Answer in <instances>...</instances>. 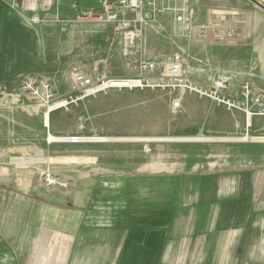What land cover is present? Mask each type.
Listing matches in <instances>:
<instances>
[{
    "label": "crops",
    "instance_id": "1",
    "mask_svg": "<svg viewBox=\"0 0 264 264\" xmlns=\"http://www.w3.org/2000/svg\"><path fill=\"white\" fill-rule=\"evenodd\" d=\"M99 1L0 0V78L24 62L70 55L80 38L72 19ZM168 2L157 0V7L167 10ZM241 2L246 7L192 0L197 18L183 33L191 65L182 81L208 91L228 78L224 97L242 99L248 132L260 128L258 140H247V166L166 171L170 196L150 187L138 203L139 195L122 189L138 191L136 184L97 180L61 199L45 191L38 171L0 161V264H264V0ZM183 91L182 128L238 126L232 103Z\"/></svg>",
    "mask_w": 264,
    "mask_h": 264
},
{
    "label": "rangeland",
    "instance_id": "2",
    "mask_svg": "<svg viewBox=\"0 0 264 264\" xmlns=\"http://www.w3.org/2000/svg\"><path fill=\"white\" fill-rule=\"evenodd\" d=\"M101 1L89 8H98ZM174 2L169 0L168 4ZM154 18L144 39L126 54L115 28L101 30L105 23L75 17L72 22L80 38L70 55L48 62H24L15 73L0 78V161L38 171L45 191L53 190L61 199H70L97 180L136 184L138 191L126 186L122 189L125 194L139 195L138 203L147 200L142 192L150 187L159 192L158 197L170 196L166 171L247 166V140H258L260 128L247 131V118L245 125L239 109L242 99H236L240 104L229 100L236 106L237 127L224 130L200 122L194 130H187L182 128L185 117L181 114L185 89L167 78L162 66L154 72L138 69L141 58L160 60L172 53L186 54L185 35L173 21V14L161 12ZM234 19L244 22L247 15L237 14ZM187 64L191 65L190 59ZM84 66L96 77L143 79V84L108 86L85 97L73 79V71H85ZM45 79L52 90L35 92ZM212 81L204 87L209 88ZM185 91L215 101L208 95ZM192 117L197 114L188 115V119ZM198 136L204 140H190ZM96 198L91 197V202Z\"/></svg>",
    "mask_w": 264,
    "mask_h": 264
},
{
    "label": "built area",
    "instance_id": "3",
    "mask_svg": "<svg viewBox=\"0 0 264 264\" xmlns=\"http://www.w3.org/2000/svg\"><path fill=\"white\" fill-rule=\"evenodd\" d=\"M174 1L173 4L168 6L167 10H164L163 7H157V0H102L98 8L96 6L88 8L79 18L92 23L110 24L111 27L118 31L123 44V50L128 54L130 48L136 46L144 39L147 25L151 21H154V17L161 12L169 11L172 13L175 24L179 25L183 32L188 31L193 26L196 22L197 11L192 4V0ZM34 20L39 21V16H35ZM137 63L138 69L141 72H154L162 66L164 75L167 78L176 80L177 86L202 95H208L211 99L218 102L230 103L223 95L229 85L228 78L225 76L218 77L210 91H204L190 82L182 81L183 70L186 64L183 53H172L160 60L141 58L137 60ZM84 70L73 71V79L75 85L83 91L85 97L101 92L109 86V81L111 80H107L106 76L101 75L96 77L87 66H84ZM133 81H136L135 78ZM142 84L143 79H140V83L133 84L132 86H140ZM40 86L35 92H38V89L42 91L45 89L52 90L47 79L43 80ZM259 113L264 114V107Z\"/></svg>",
    "mask_w": 264,
    "mask_h": 264
},
{
    "label": "bare ground",
    "instance_id": "4",
    "mask_svg": "<svg viewBox=\"0 0 264 264\" xmlns=\"http://www.w3.org/2000/svg\"><path fill=\"white\" fill-rule=\"evenodd\" d=\"M136 81H133V79H126V78H121V79H114L112 80L110 83H109V86H112V87H128V86H132L133 84H137V83H140V80L139 79H135ZM51 110V109H50ZM46 123H49V115L48 113H46ZM251 119V117H250ZM250 119L248 120V125H249V121ZM90 139V138H89ZM184 139V138H182ZM181 139V140H182ZM193 139V140H196V139H204L202 137H197V138H190V140ZM245 139V138H244ZM100 140H103V138H92L90 139L89 141H100ZM105 140V139H104ZM178 140H180V138H178ZM20 159V158H19ZM25 163V162H24Z\"/></svg>",
    "mask_w": 264,
    "mask_h": 264
}]
</instances>
